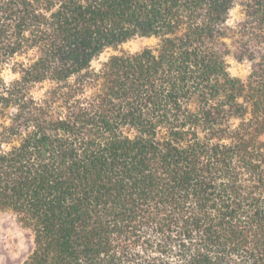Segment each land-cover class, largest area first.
<instances>
[{
  "label": "trees",
  "instance_id": "1",
  "mask_svg": "<svg viewBox=\"0 0 264 264\" xmlns=\"http://www.w3.org/2000/svg\"><path fill=\"white\" fill-rule=\"evenodd\" d=\"M0 212L20 264H264V0H0Z\"/></svg>",
  "mask_w": 264,
  "mask_h": 264
},
{
  "label": "rangeland",
  "instance_id": "2",
  "mask_svg": "<svg viewBox=\"0 0 264 264\" xmlns=\"http://www.w3.org/2000/svg\"><path fill=\"white\" fill-rule=\"evenodd\" d=\"M232 16L237 19L239 9L232 11ZM157 40L153 37L135 36L116 46L106 48L93 62L94 66H99L109 56L122 52L134 53L145 47H154ZM229 72L231 75L244 79L249 71V66L245 62H237L229 59ZM8 79L15 77L9 69L5 70ZM43 89L36 85L32 89L35 96H40ZM33 246L32 232L25 228L11 212H0V264H20L29 254Z\"/></svg>",
  "mask_w": 264,
  "mask_h": 264
}]
</instances>
